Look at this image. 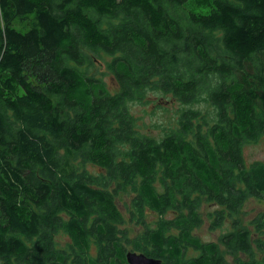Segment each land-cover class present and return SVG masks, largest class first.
Returning a JSON list of instances; mask_svg holds the SVG:
<instances>
[{
	"label": "trees",
	"instance_id": "1",
	"mask_svg": "<svg viewBox=\"0 0 264 264\" xmlns=\"http://www.w3.org/2000/svg\"><path fill=\"white\" fill-rule=\"evenodd\" d=\"M150 93L181 106L158 139ZM258 141L264 0H0V264H264Z\"/></svg>",
	"mask_w": 264,
	"mask_h": 264
},
{
	"label": "rangeland",
	"instance_id": "2",
	"mask_svg": "<svg viewBox=\"0 0 264 264\" xmlns=\"http://www.w3.org/2000/svg\"><path fill=\"white\" fill-rule=\"evenodd\" d=\"M203 3H199V5L193 6L199 12H206V8L200 6ZM15 28L19 30H24L25 24L19 23L16 21L14 23ZM106 67H102L100 72L102 73V77L111 90V88L115 87L111 74L105 70ZM148 104H135L132 106V113L138 119V126L140 132L142 134L159 138L162 135L163 128L174 127L176 125V118H177V111L181 108V106L175 101L170 99V97L162 98L157 94L150 93L149 95ZM243 156L246 164L252 163L254 161H264V144L261 141L257 143H249L244 145L243 147ZM90 171H94V168H89ZM120 201H128V199H124L121 196ZM121 210L122 206L119 204ZM213 206H205V210H211ZM264 209V203L255 199H248L245 201L243 206L240 209L239 218L243 223L250 221L260 210ZM122 210V211H123ZM209 223L208 220L204 217V224L201 228L193 230V233L196 234L202 241H216L218 236L221 234L222 229H216L214 231H210L208 229ZM229 227L226 226V229ZM134 234L138 231L136 229H132ZM58 241L62 243L63 240H66L65 237L59 236ZM220 252L222 253L223 257L228 261L232 262L233 257L223 247H220ZM193 252L189 253V256L193 255ZM241 256V255H237Z\"/></svg>",
	"mask_w": 264,
	"mask_h": 264
},
{
	"label": "water",
	"instance_id": "3",
	"mask_svg": "<svg viewBox=\"0 0 264 264\" xmlns=\"http://www.w3.org/2000/svg\"><path fill=\"white\" fill-rule=\"evenodd\" d=\"M126 260L128 264H160L159 260L148 258L143 254H137L135 252H128L126 254Z\"/></svg>",
	"mask_w": 264,
	"mask_h": 264
}]
</instances>
